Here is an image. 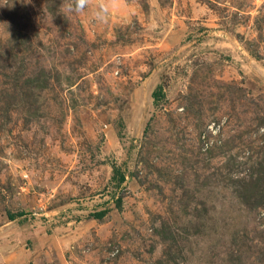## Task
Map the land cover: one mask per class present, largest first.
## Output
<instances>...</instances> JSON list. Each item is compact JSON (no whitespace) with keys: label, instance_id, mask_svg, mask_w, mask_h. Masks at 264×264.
Listing matches in <instances>:
<instances>
[{"label":"rangeland","instance_id":"obj_1","mask_svg":"<svg viewBox=\"0 0 264 264\" xmlns=\"http://www.w3.org/2000/svg\"><path fill=\"white\" fill-rule=\"evenodd\" d=\"M66 6L0 0V264H264V0Z\"/></svg>","mask_w":264,"mask_h":264},{"label":"clouds","instance_id":"obj_2","mask_svg":"<svg viewBox=\"0 0 264 264\" xmlns=\"http://www.w3.org/2000/svg\"><path fill=\"white\" fill-rule=\"evenodd\" d=\"M66 7L64 12L66 14H79L86 10L88 7V0H66ZM95 20L99 23H105L108 19V10L105 6L101 5L94 14Z\"/></svg>","mask_w":264,"mask_h":264},{"label":"trees","instance_id":"obj_3","mask_svg":"<svg viewBox=\"0 0 264 264\" xmlns=\"http://www.w3.org/2000/svg\"><path fill=\"white\" fill-rule=\"evenodd\" d=\"M153 96H157L156 92L153 93ZM123 180V176L120 175V181ZM119 202V201H118ZM21 215V214H20ZM104 215V212L101 211L99 213H96L93 215V217H95L96 219H100L102 218V216ZM16 215H13V214H8L7 217L10 219V220H13L15 218Z\"/></svg>","mask_w":264,"mask_h":264}]
</instances>
